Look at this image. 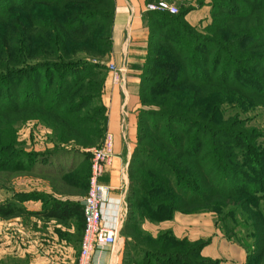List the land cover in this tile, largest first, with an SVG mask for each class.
<instances>
[{
	"label": "trees",
	"instance_id": "16d2710c",
	"mask_svg": "<svg viewBox=\"0 0 264 264\" xmlns=\"http://www.w3.org/2000/svg\"><path fill=\"white\" fill-rule=\"evenodd\" d=\"M179 1L176 14L147 13L148 64L139 85L145 108L138 113L137 145L128 169V218L132 223L138 217L135 199L147 202L144 214L151 219L158 213L148 203L171 212L204 203L222 208L245 194L254 210L256 240L246 264H264V208L259 212L249 204L264 183V151L254 148L258 136L238 114H223L227 106L240 112L264 109V0H208L212 20L204 29L188 24L191 6ZM114 11V0H0V116L30 111L58 118L82 149L102 147L106 67L85 59L110 52ZM87 82L88 90H97L99 108L81 112L89 100H73L72 94ZM81 157L83 173L67 181L74 167L56 176L71 184L88 180L91 156ZM43 210L42 216L59 220L77 216L83 229L79 201L52 199ZM18 212L11 203L0 206V217ZM158 255L188 264L184 254Z\"/></svg>",
	"mask_w": 264,
	"mask_h": 264
},
{
	"label": "rangeland",
	"instance_id": "374dc122",
	"mask_svg": "<svg viewBox=\"0 0 264 264\" xmlns=\"http://www.w3.org/2000/svg\"><path fill=\"white\" fill-rule=\"evenodd\" d=\"M161 1L171 4L178 12L179 0ZM186 2L191 6V11L188 13L192 12V17H195L193 26L206 28L212 20L208 0H186ZM16 16L18 17L17 13L13 15L12 23ZM157 27L158 25L154 26L153 32L157 31ZM110 52L104 58H86L85 61L105 66V81L110 78L114 82L113 74L108 69L109 65L115 66L110 60ZM147 64L146 60L144 66ZM85 85L88 86L89 83H84L82 86ZM86 86L77 88L72 94L73 100L78 96L88 98L89 101L83 105L81 112L99 108V100L96 98L97 90H88ZM3 100L0 99V104ZM143 108L145 106H142L140 102L138 113ZM223 111L225 118L232 116V112L238 114L250 134L258 136L255 146L252 143L254 148H261L264 151V109L255 108L240 112L235 109L231 111L227 106L223 107ZM72 134L74 133L71 131H63L61 120L58 118H40L34 112L29 111L23 116L15 114L7 117L0 116V206L11 203L21 211L8 217H0V242L15 240L22 244L23 250L25 249L23 243L29 242L26 246L30 251V246L33 244L25 229L30 225L31 220L34 226L41 222V217L33 216L32 218L35 214L26 210V204L28 206L30 201L42 208L47 201L56 198H82L83 200L88 191V180H80V182L74 180L73 187V183L67 181L77 173L81 174L83 167L78 169V166L86 165L85 162H81V156L99 147L82 149L74 142L75 137ZM74 165L76 169L67 175L66 171L74 168ZM57 172L67 175L65 176L67 181L58 178ZM88 173L90 174V165ZM83 185L85 188L79 189ZM255 196L257 198L254 199V203L249 204H255L259 211L264 208V183L261 184L260 191L256 192ZM248 198L250 196L242 194L236 201L227 203L222 208L216 207L213 203H204L195 205L190 210L173 212L161 211L159 209H163L162 207L155 203H148L158 213L154 216L155 218L151 219L144 214V210L148 207L147 202H138L135 199L132 209L138 217L137 222L132 225H137L128 232L124 229L122 236L131 235L144 248L127 249V259H123L125 263L122 264L146 263L151 255L145 256L144 251L153 254H184L188 264H246L247 256L254 254L256 249V240L251 228V217H253L254 210L250 205L248 206V200H246ZM243 206L247 207L248 212L241 209ZM179 214L192 217L191 240L176 238L171 232H161L153 237L141 229L144 222L158 225L161 222L173 221L174 216ZM126 215L124 221L131 224L130 218ZM262 216L264 218V213ZM164 217L167 219L161 220ZM1 251L0 246V254ZM4 261L6 264H9V261L12 262L9 257L8 259L5 257Z\"/></svg>",
	"mask_w": 264,
	"mask_h": 264
},
{
	"label": "crops",
	"instance_id": "0c3cea01",
	"mask_svg": "<svg viewBox=\"0 0 264 264\" xmlns=\"http://www.w3.org/2000/svg\"><path fill=\"white\" fill-rule=\"evenodd\" d=\"M114 3L110 60L120 73L115 82L107 78L101 96L106 109L105 134H109L112 141V158L104 168L100 183L110 188L109 204L103 210L106 221L113 223L115 216L120 219L119 243L122 251L119 258H122L126 246L132 250L144 248L131 235L123 237L122 231L127 229L128 232L137 225H132L137 222V218L131 221V224H126L124 217L129 214L130 209L128 169L137 143L140 75L147 54L149 27L148 12L145 11L146 0H114ZM185 18L188 24L195 25L192 12ZM56 199L79 201L81 206L83 201L82 198ZM43 207L35 206L33 201H30L28 206L26 204V210L35 214L32 218L41 217L38 225L34 226L31 220L25 229L33 244L30 251L26 246L29 242L23 243L24 250L22 244L15 240L0 242V264H6L5 257L12 261H9V264H76L83 233L81 221L77 216L66 220L42 216ZM115 212L117 215H114ZM141 229L153 237L161 232H171L176 238L191 240L192 217L179 214L174 216L173 221L161 222L158 225L144 222ZM119 261L118 264H122L121 259ZM144 264L181 263L156 254L149 257Z\"/></svg>",
	"mask_w": 264,
	"mask_h": 264
},
{
	"label": "built area",
	"instance_id": "2783aa9c",
	"mask_svg": "<svg viewBox=\"0 0 264 264\" xmlns=\"http://www.w3.org/2000/svg\"><path fill=\"white\" fill-rule=\"evenodd\" d=\"M146 12L176 14L177 9L171 4L158 0L145 5ZM114 82L119 79L120 71L109 65ZM88 191L82 201L83 234L79 245L76 264H118L122 247L119 243L120 219L115 216L113 223H108L103 210L109 204L110 188L100 183L104 168L111 162L112 141L105 135L100 148L91 149ZM114 215H117L115 212Z\"/></svg>",
	"mask_w": 264,
	"mask_h": 264
}]
</instances>
